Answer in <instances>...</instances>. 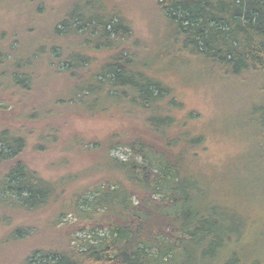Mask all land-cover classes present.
Returning <instances> with one entry per match:
<instances>
[{
	"label": "trees",
	"instance_id": "1",
	"mask_svg": "<svg viewBox=\"0 0 264 264\" xmlns=\"http://www.w3.org/2000/svg\"><path fill=\"white\" fill-rule=\"evenodd\" d=\"M18 1L25 19L0 29V207L49 212L44 239L43 231L22 228L29 223L11 231L15 241L34 243L24 264H219L244 222L209 201L193 171L206 150L204 129L158 78V53L150 56L134 35L118 0H72L54 19L45 17L46 0ZM153 4L171 68L219 80L232 92L233 113L264 138V0ZM6 95L17 97L13 105ZM230 113L217 130L232 133ZM100 118L112 123L101 137L77 131L80 120ZM34 122L41 124L29 127ZM246 129L241 169L252 177L247 168L255 165L261 172L253 177L264 181V145L248 165ZM34 133L32 152L53 149L47 165L67 168L63 175L45 177L25 159ZM119 149L125 158L112 154ZM74 157L88 165L68 169ZM240 186L248 192L250 184ZM228 258L223 264L239 261Z\"/></svg>",
	"mask_w": 264,
	"mask_h": 264
},
{
	"label": "rangeland",
	"instance_id": "2",
	"mask_svg": "<svg viewBox=\"0 0 264 264\" xmlns=\"http://www.w3.org/2000/svg\"><path fill=\"white\" fill-rule=\"evenodd\" d=\"M71 1L46 0L48 10H45V17L54 19L56 14L58 16V13L62 12L59 8L63 9L65 6L64 9H67L70 7ZM117 5H119L118 9L123 17L130 22L134 35L141 40V43L143 42V44L150 47V56L158 53V57L155 58L153 63L158 78L174 89V93L182 102L184 110L190 109L194 115H197L199 120L194 121L196 127L204 129L206 150L200 152V158L193 171L201 177L208 191L209 201L216 202L215 204L220 206L219 209L227 210L228 208L235 211L244 222L240 235L236 233L233 236L231 235L232 237L230 236L231 239L226 245L227 251L222 254L217 262L223 264L229 259L228 257H239L237 264H264V181L260 180L259 175H257V178L253 177L256 172H261L260 169H255L257 168L255 165H250L247 168L253 167V169L248 170L252 177H249L241 169L244 161L243 154L248 148L245 143L246 136L241 129L242 127L248 128L246 133L251 141L249 146L250 155L247 160L249 165L251 161L255 164L258 163V156L261 154L259 153V146L264 145V138L257 135L259 127L252 123L248 127L243 125V122L228 105L229 101L227 99L231 96V90L229 92L226 87L224 88V84H221L219 80L209 79L207 76L191 79L188 72H182L176 67L171 68L167 57L163 56V53L170 51V49L167 50L164 47L166 45H159L158 43L166 30L161 25L153 0H118ZM25 9V6H21L18 0H0V29L9 30L15 22L23 21L26 17L25 11L23 12ZM7 93L9 94V92ZM4 98L11 101L10 104L12 105L17 99L16 96L13 99H8L7 95ZM230 99L235 101L232 97ZM232 100L230 101L232 102ZM229 112H231L229 130L235 135L232 133L226 134L216 129V127L220 128L222 123L224 124ZM2 113L0 111V122L4 119ZM80 122L82 123H80V127L78 126L77 131H82L85 127L90 137L95 135L101 137L104 134V129L106 132L107 128L112 125L104 118H100L96 122L95 120L90 122L80 120ZM118 123L119 121L115 120L113 125ZM204 123H208V126ZM40 124L34 122L29 127H38ZM210 126L213 127L210 128ZM35 135L36 133L30 138V145L24 154L25 159L28 162L30 161V165L38 169L45 177L51 178L63 175L67 168L62 165H47L48 161L53 162L54 157L50 155L55 153L53 149L46 151L48 155L32 152V140ZM112 154L119 158L127 156L123 149L115 150ZM82 165H88V158L74 157L68 169L76 171ZM98 174L96 173L94 176ZM234 176L241 179H236ZM82 180H85V178L82 177ZM240 181L250 184L251 188L249 186L248 192L242 191ZM48 214L47 211L28 215L13 210L10 212L4 211L0 207V264H24L23 253L31 247L30 244L32 245L33 241L30 238L15 241L11 231L21 227V224L29 223L32 227L22 228H27L29 232L34 229L43 231L41 239H44L47 236L49 224ZM59 218L61 223L74 221L72 216H61ZM85 235L87 234H81V236ZM205 244L207 245V243ZM152 252L154 253V250Z\"/></svg>",
	"mask_w": 264,
	"mask_h": 264
}]
</instances>
